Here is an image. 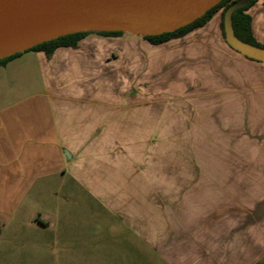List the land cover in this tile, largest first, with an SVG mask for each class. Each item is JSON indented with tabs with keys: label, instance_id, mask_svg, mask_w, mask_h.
Wrapping results in <instances>:
<instances>
[{
	"label": "crops",
	"instance_id": "obj_1",
	"mask_svg": "<svg viewBox=\"0 0 264 264\" xmlns=\"http://www.w3.org/2000/svg\"><path fill=\"white\" fill-rule=\"evenodd\" d=\"M248 13L264 45V0ZM214 18L213 30L222 13ZM150 45L153 75L183 65L167 88L184 95L182 111L143 95L144 49L124 32L0 67V264H15V249L41 261L53 250L57 264H192L193 227L221 233L200 264H264V62L222 33ZM207 200L220 218L204 214ZM250 232L263 238L241 240Z\"/></svg>",
	"mask_w": 264,
	"mask_h": 264
},
{
	"label": "water",
	"instance_id": "obj_2",
	"mask_svg": "<svg viewBox=\"0 0 264 264\" xmlns=\"http://www.w3.org/2000/svg\"><path fill=\"white\" fill-rule=\"evenodd\" d=\"M222 0H0V59L89 30L158 36L183 28ZM264 62V52L243 45Z\"/></svg>",
	"mask_w": 264,
	"mask_h": 264
},
{
	"label": "rangeland",
	"instance_id": "obj_3",
	"mask_svg": "<svg viewBox=\"0 0 264 264\" xmlns=\"http://www.w3.org/2000/svg\"><path fill=\"white\" fill-rule=\"evenodd\" d=\"M221 11L216 14V16H220ZM215 19V18H214ZM124 33H126V35H132L135 38H137V40L139 41V48H143L144 49V53H145V70H144V82H143V95L145 97L147 96H160V97H172L175 98V100L177 101V109H179L180 111H182L183 109V94H168L167 93V88L168 86H171L175 81L174 79H177L178 76L180 75V72L183 70V65H179V62H175L173 64H171L168 67H165L163 69H161L160 71V75L159 77H157L155 74L153 75L152 73V69H151V64H150V58H149V54H150V49L152 48V46L144 39V37L140 34H138L137 32L133 31V30H123ZM192 33H198V34H221V30L219 28V26L217 28H215L213 30V28H211V23H208L205 27L200 28L195 30ZM197 41V40H196ZM198 42V41H197ZM177 45L176 47H171L170 51H178L181 49V47L183 46V40L181 41H176ZM182 43V44H181ZM179 60V59H178ZM192 69L195 71H198L199 69V65L197 64V62L192 64ZM153 87H159L158 88V93L155 91V88ZM154 90V93H153ZM134 95V93H133ZM178 111V110H177ZM225 142V145L222 147L220 146V149L223 151L221 154L223 155V161L224 163L228 164L229 166L232 163V154H231V146H230V138L228 140L223 139ZM208 143H212V142H208ZM227 143V144H226ZM220 154V155H221ZM226 166V165H225ZM230 168L226 167L224 168L223 174L226 175H230ZM193 191H199L198 189V185L194 184L193 186ZM224 188V190H226V188H230V185H224L222 186ZM230 194V193H229ZM195 203L199 204V202H195L193 201V220L195 218V216L200 213H202L201 215H203L207 212L208 214V219L214 218L216 219L217 216H219L218 218H220V210L216 209V205L219 203L215 200H207V201H203L202 204L205 206H207V208L201 212L200 210L197 211L195 210ZM226 203H231L230 201H225L224 204L226 205ZM231 208L230 205L229 206H224L223 208V222H224V228H226V226H228V229H226L227 232H224V239L225 241L227 240H231V237L233 235V232L230 231V221H231ZM202 218V217H200ZM211 222L208 221V224H210ZM226 224V225H225ZM217 235V236H216ZM247 235H254L255 238L258 239H262L263 238V233L262 232H255V233H241L240 234V238L241 240H246L247 239ZM221 237V233H217V232H205L203 230L199 231L198 228L193 227V231H192V237H191V259L190 261L192 262V264H200L201 262V258L203 256H205L206 252L205 251H215V241L218 240ZM206 243H209L211 245H209V248L207 247ZM210 247H212V249H210ZM24 250L22 249H15L14 253H15V264H57L56 263V257L55 255L51 254L49 255L50 252H52L53 250H48V256L46 258H44V260H40L39 256H40V251L39 250H32V254L29 255H25L23 256ZM28 251V250H27ZM54 253V251L52 252Z\"/></svg>",
	"mask_w": 264,
	"mask_h": 264
},
{
	"label": "trees",
	"instance_id": "obj_4",
	"mask_svg": "<svg viewBox=\"0 0 264 264\" xmlns=\"http://www.w3.org/2000/svg\"><path fill=\"white\" fill-rule=\"evenodd\" d=\"M258 1L259 0H222L204 16L183 28L158 36L143 37L152 45H162L172 40L181 39L195 30L205 27L214 18V16L221 11L222 19L220 23V30L226 43L231 49L242 54L247 59L257 61L245 55L236 47V44L243 45L244 47L252 50L264 52V45L259 44L253 36L252 19L248 13L249 9ZM91 34H98L107 37H119L123 35V31L107 32L89 30L66 35L34 46L22 53L0 59V67L6 66L10 61L26 52H43L48 58H51L55 51L59 48L69 47L76 49L79 47L80 42Z\"/></svg>",
	"mask_w": 264,
	"mask_h": 264
}]
</instances>
